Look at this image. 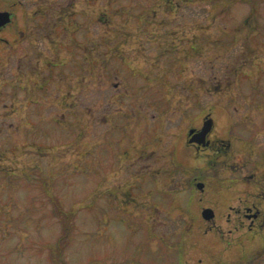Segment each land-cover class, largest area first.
<instances>
[{"label": "rangeland", "instance_id": "obj_1", "mask_svg": "<svg viewBox=\"0 0 264 264\" xmlns=\"http://www.w3.org/2000/svg\"><path fill=\"white\" fill-rule=\"evenodd\" d=\"M15 1L23 4L15 6L20 28L26 15L33 21L44 17L43 12L34 11L45 10L47 0H0V9ZM54 1L64 6L74 3V9L64 14L75 15L77 21L83 14L96 15L95 45L101 51H109L105 44L118 47L120 53L111 63L122 74L125 71L128 101L138 98V107L148 103L154 108L143 109L151 116L147 122L137 112L140 109L127 107L124 119L119 114L109 118L106 137L96 146L73 149L76 120L54 122L48 98L24 102L18 94L14 100L20 113L11 114V96L18 92L9 84L10 54L26 44L0 41V64L7 63L3 69L0 65V264H183L180 251L187 242L176 237L177 223L199 230V206L208 199L222 207V201L217 203L212 191L203 200L188 192L190 205L185 208L186 196L172 193L166 173H143L136 178V165L125 160V151L144 146L160 116L182 110L177 96L185 94L184 105L192 115L199 111L197 100L201 101L213 112L217 129L236 133L241 142H256L250 141L251 155L235 149L232 161L221 160L223 173L255 168L257 146L264 147V0ZM10 31L2 35L12 37ZM232 70L241 73L225 89ZM159 72L161 81L175 82L174 92L169 93L167 85L137 77L147 74L157 79ZM201 77L208 80L207 94L188 89L187 82L198 85ZM216 83L218 87L213 86ZM102 87L103 92H96L98 100L108 93ZM110 87V92L117 93ZM169 94H174L175 107L168 102ZM168 116L179 119L177 112ZM172 124L165 122L163 127L172 126L174 131ZM137 126L143 130L137 131ZM67 132L71 135L66 136ZM137 133H143L142 137ZM30 143H35V150ZM186 159L187 167L195 166L193 158ZM146 162L144 158L139 165ZM213 174L209 170L208 178ZM253 174L264 184V161ZM225 183L231 184L215 182L214 187ZM53 198L58 202L53 203ZM60 212L66 213L56 214ZM167 227L173 237L158 233ZM60 238H64L63 246ZM188 255L194 264L198 255L192 247Z\"/></svg>", "mask_w": 264, "mask_h": 264}, {"label": "flooded vegetation", "instance_id": "obj_2", "mask_svg": "<svg viewBox=\"0 0 264 264\" xmlns=\"http://www.w3.org/2000/svg\"><path fill=\"white\" fill-rule=\"evenodd\" d=\"M47 1L45 10L34 11L39 14L43 12L44 17L33 21L31 15H26L23 17L22 28L17 25L15 13V6L23 5L21 1H15L8 7L0 9L10 13L9 21L0 27V41L7 43L12 39V45L18 42L26 44L11 52L10 61L8 58L11 62L9 84L18 92L11 96V114L20 113L14 100L18 94H22L24 102L48 98L47 104L53 109L48 113L54 122L63 123L68 117L76 120L73 123L71 145V148L76 150L80 146H96L103 137H106L109 118L113 120L112 116L119 114L124 119L126 112L129 111L127 107L140 109L137 112L143 113V119L148 122V118L151 117L147 114L148 110L154 108V105L146 103L144 108L148 110H143L144 108L137 105L138 98L128 101L125 71L122 74L119 68L114 69L112 66L111 62L120 53L118 47L105 44L109 51H101L95 45L96 15L83 14L82 19L77 21L75 15L68 12L64 14L65 10L74 9V3H70L71 6H64L54 0ZM6 29H10L14 37L2 35ZM0 65L3 69L7 63L1 62ZM240 73V70L239 72L232 70L231 75L227 76L224 88L234 84ZM139 76L144 79L146 77L150 83L167 85L169 93L174 92L175 82L166 78L161 81L160 72L155 74L158 76L157 79H153L154 76L149 79L147 74L144 76L138 74L137 77ZM207 81V78L201 77L198 85L189 81L187 86L190 91L196 90L194 92L207 94ZM102 85L109 94L104 93L100 101L96 98V92L98 89L102 90ZM110 85L117 93L107 89ZM213 86L219 85L216 83ZM172 96L174 94L168 95V102H173L170 105L175 107L176 101ZM186 96L185 94L177 96V105L182 110H171L166 116H160L153 128V134L147 133L151 136H146L145 145L136 148L134 153L125 151V160L136 165L133 174L136 178H141L143 173H153L152 176L155 173H166L168 181L172 184L170 189L175 196L185 197L190 192L200 195V200H203L207 193L212 191L217 198L216 202L222 201V207L208 199L204 205L199 206L196 213L197 219L200 220L199 230L177 223L176 237H181L187 242L180 251L184 258L183 264H190L188 258L190 247L198 255L194 264H264V184L260 180L257 181L253 174L260 162L264 161L262 157L264 147L260 149L261 144L257 146L259 161L256 160L257 165L253 170L243 169L246 171L236 173L229 169L226 170L228 173L224 174L225 170L220 161H227L230 158L232 161L235 158V149L237 151L245 149L251 155V151L247 150L248 147L252 148L250 141H253L254 145L256 142L254 139L250 141L245 139L241 142L239 139L236 140V133L231 134L217 129L214 117L211 116L212 111L207 110L206 105H201V101L198 104L197 100L199 111L192 115L191 110L187 109L188 106L184 105L188 99ZM196 97L198 99V96ZM111 105L114 109L109 111ZM159 112L160 115L164 113ZM176 112L179 115L177 122L175 117H167L169 113L171 115ZM165 122L173 123L176 130L173 131L172 126L163 127ZM83 123L86 126H83ZM85 129L88 131L83 132ZM135 129L143 130L141 126ZM146 130L151 131L149 128ZM142 134L136 135L141 138ZM70 135V132L66 133V136ZM29 145L31 150H35V143ZM28 146L23 149L27 150ZM177 152L179 155L176 156ZM188 157L195 160V166L187 167ZM144 158L147 162L139 165ZM209 170L215 172L210 178L207 175ZM224 181H230L231 184L225 183L226 185L214 187L215 182ZM190 198L191 194L185 197V208L190 205L188 204ZM174 200L182 201L177 197ZM57 202V199L53 198V203ZM64 213L66 212L56 214ZM159 222L156 225H159ZM162 229L159 228L158 232L161 236L173 237L169 227ZM63 239H59L61 246L64 245Z\"/></svg>", "mask_w": 264, "mask_h": 264}, {"label": "water", "instance_id": "obj_3", "mask_svg": "<svg viewBox=\"0 0 264 264\" xmlns=\"http://www.w3.org/2000/svg\"><path fill=\"white\" fill-rule=\"evenodd\" d=\"M9 16L10 13L8 11H0V27L9 21Z\"/></svg>", "mask_w": 264, "mask_h": 264}]
</instances>
